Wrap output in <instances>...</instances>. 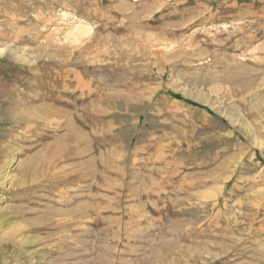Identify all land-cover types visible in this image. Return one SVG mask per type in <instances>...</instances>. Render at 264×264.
Here are the masks:
<instances>
[{
  "label": "rangeland",
  "instance_id": "374dc122",
  "mask_svg": "<svg viewBox=\"0 0 264 264\" xmlns=\"http://www.w3.org/2000/svg\"><path fill=\"white\" fill-rule=\"evenodd\" d=\"M19 99L69 116L0 122V264H264V0H0Z\"/></svg>",
  "mask_w": 264,
  "mask_h": 264
},
{
  "label": "bare ground",
  "instance_id": "6f19581e",
  "mask_svg": "<svg viewBox=\"0 0 264 264\" xmlns=\"http://www.w3.org/2000/svg\"><path fill=\"white\" fill-rule=\"evenodd\" d=\"M81 34H82V32H81ZM21 56H23V54H21ZM68 116H69V114L66 112V110L64 108L54 107V105H52V104H43L41 106H33V105L28 106V102L24 101L22 99L12 101L11 105L9 107L0 109V122L1 123L2 122L12 123L13 128L18 129V131H26L27 128L34 127L36 124H38L39 122H42V121L43 122H46V121L52 122L53 121V122H57L60 124L61 122H59V120L62 121L63 118H68ZM67 127H68V131H67L66 137H68L69 139H73V137L76 138L77 134H79V137L81 135L83 136V134L78 132L80 130L71 121L68 122ZM10 141H12V140H10ZM49 150H50V148H49ZM11 153H12V151H11ZM82 155H83V153H82ZM11 157L12 156H10L9 158H11ZM53 159L54 158H51L50 160H47V162L45 163L46 165L49 164L47 167V171H46L47 173H48V168L54 162ZM8 161H10V160H8ZM6 164L3 166L0 165V181L1 182H6L10 178L9 172L7 171V168L5 167ZM52 179H54V176ZM26 181H27V178L23 179V178H19L18 176H14L13 180L11 182L12 183H18L17 185L19 187H21L22 185H25L27 183ZM28 181L35 182L34 179L33 180L29 179ZM28 183H30V182H28ZM75 212H77V211H68L66 213L61 214L62 218L65 217V219L58 224V227L60 230H62L63 234L70 233L71 228L73 227V224H77V226L79 228H82V226L85 225V223H84L85 215L84 214H83L84 216L83 215L77 216L76 218L66 217V216L74 214ZM64 236L67 237L66 235H64Z\"/></svg>",
  "mask_w": 264,
  "mask_h": 264
}]
</instances>
